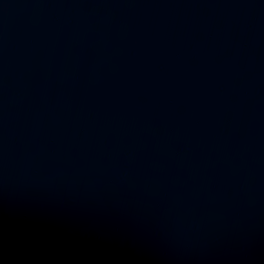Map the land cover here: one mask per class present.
<instances>
[{"label": "water", "instance_id": "water-1", "mask_svg": "<svg viewBox=\"0 0 264 264\" xmlns=\"http://www.w3.org/2000/svg\"><path fill=\"white\" fill-rule=\"evenodd\" d=\"M0 264H264V0H0Z\"/></svg>", "mask_w": 264, "mask_h": 264}]
</instances>
